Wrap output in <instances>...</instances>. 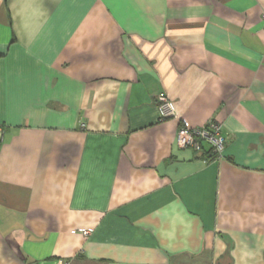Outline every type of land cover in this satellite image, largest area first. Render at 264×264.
<instances>
[{"label": "crops", "instance_id": "0c3cea01", "mask_svg": "<svg viewBox=\"0 0 264 264\" xmlns=\"http://www.w3.org/2000/svg\"><path fill=\"white\" fill-rule=\"evenodd\" d=\"M263 12L0 0V264H264Z\"/></svg>", "mask_w": 264, "mask_h": 264}, {"label": "built area", "instance_id": "2783aa9c", "mask_svg": "<svg viewBox=\"0 0 264 264\" xmlns=\"http://www.w3.org/2000/svg\"><path fill=\"white\" fill-rule=\"evenodd\" d=\"M264 31V12L261 14ZM161 119L173 117L174 111L163 96H159ZM3 137V127L0 124V142ZM176 144L181 148H189L196 152H202L206 146L214 157H220L226 144V137L222 134L221 125L213 120H209L199 127H180L176 134ZM83 235L88 234L82 230ZM61 264V263H58Z\"/></svg>", "mask_w": 264, "mask_h": 264}, {"label": "trees", "instance_id": "16d2710c", "mask_svg": "<svg viewBox=\"0 0 264 264\" xmlns=\"http://www.w3.org/2000/svg\"><path fill=\"white\" fill-rule=\"evenodd\" d=\"M202 152L204 153L205 151ZM204 154L207 155L208 159L214 158V155L211 154L210 151H207V153L205 152Z\"/></svg>", "mask_w": 264, "mask_h": 264}]
</instances>
